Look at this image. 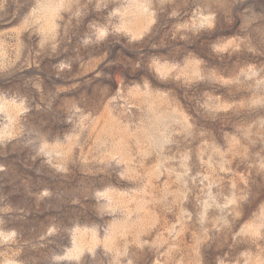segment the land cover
Segmentation results:
<instances>
[{
    "label": "rangeland",
    "instance_id": "374dc122",
    "mask_svg": "<svg viewBox=\"0 0 264 264\" xmlns=\"http://www.w3.org/2000/svg\"><path fill=\"white\" fill-rule=\"evenodd\" d=\"M0 264H264V0H0Z\"/></svg>",
    "mask_w": 264,
    "mask_h": 264
}]
</instances>
